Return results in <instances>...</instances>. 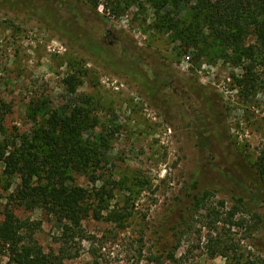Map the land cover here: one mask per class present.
Here are the masks:
<instances>
[{
	"label": "rangeland",
	"instance_id": "1",
	"mask_svg": "<svg viewBox=\"0 0 264 264\" xmlns=\"http://www.w3.org/2000/svg\"><path fill=\"white\" fill-rule=\"evenodd\" d=\"M123 1L0 0L8 133L34 139L52 118L84 108L81 137L98 152L99 167L70 176L95 207L103 184L111 190L103 217L91 213L74 240L45 212L12 206L39 227L34 238L62 264H155L150 258L160 256L162 243L165 255L178 246V264L264 260V184L255 168L264 148V74L247 89L245 61L217 47L192 48L179 33L187 7L155 12L144 0ZM109 31L117 38L112 48ZM70 35L106 47L120 69ZM19 184L0 165V208ZM110 211L123 214L122 222L105 220ZM162 223L177 229L158 233Z\"/></svg>",
	"mask_w": 264,
	"mask_h": 264
},
{
	"label": "trees",
	"instance_id": "2",
	"mask_svg": "<svg viewBox=\"0 0 264 264\" xmlns=\"http://www.w3.org/2000/svg\"><path fill=\"white\" fill-rule=\"evenodd\" d=\"M138 1L123 2L131 6ZM144 1L155 12H163L167 8L171 9L170 12H180L182 8L187 7L188 24H185L179 33L184 35L191 47H217L224 52L230 51L231 54L226 55L227 57L236 62L247 63L244 69L250 77L246 83L247 89L258 87L260 77L264 74V0ZM47 16L48 13H45L42 17ZM69 37L80 46L86 47L98 61L120 69V60H115L108 54L106 47L98 45L88 35L83 39L81 36ZM114 61H117L116 64H112ZM125 65H128L129 72L134 70L133 74L140 76L142 81L146 79L133 64ZM68 85L70 86V82ZM71 91L75 92V88L71 87ZM10 113L11 108L0 102V165L3 166V176L6 179H20L17 189L8 197L10 204L0 208V261L6 258L7 264H62L57 262L59 258L56 255L46 253L34 238V233L39 227L22 220L15 207H21L31 213L40 210L54 217L62 226L63 235L69 236V240H74L79 235L77 230L82 228V222L89 218L91 213L94 217H103V211L108 210L105 205L107 197H111V190H106V183L96 195L99 204L95 207L92 203L95 201L94 196L84 188L74 185L70 176L75 170L87 172L99 167L98 152L81 137L87 113L84 108H77L70 117L64 115L63 120L54 117L51 127L37 130L34 139L28 135H18L14 138L8 133L5 118ZM255 168L264 184V148ZM95 173L96 170L88 174L93 184L99 180ZM104 219L121 223L124 216L120 212L110 211ZM38 226H41V223H38ZM176 229L168 223H162L158 233L168 234ZM159 249L160 256H152V262L158 264L165 258L170 264H178V246L168 255H165L167 251L163 243ZM215 255L216 252L212 254V258ZM235 260H231L229 264H245ZM248 264H264V260L259 259Z\"/></svg>",
	"mask_w": 264,
	"mask_h": 264
},
{
	"label": "flooded vegetation",
	"instance_id": "3",
	"mask_svg": "<svg viewBox=\"0 0 264 264\" xmlns=\"http://www.w3.org/2000/svg\"><path fill=\"white\" fill-rule=\"evenodd\" d=\"M105 37L106 38L112 37L114 39V42L108 43L109 47L112 48L114 46L115 41L117 40V38L110 31L105 34Z\"/></svg>",
	"mask_w": 264,
	"mask_h": 264
}]
</instances>
